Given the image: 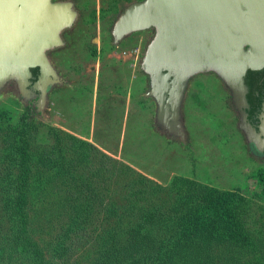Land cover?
Here are the masks:
<instances>
[{
	"label": "rangeland",
	"instance_id": "374dc122",
	"mask_svg": "<svg viewBox=\"0 0 264 264\" xmlns=\"http://www.w3.org/2000/svg\"><path fill=\"white\" fill-rule=\"evenodd\" d=\"M55 1L73 2L78 16L63 35L64 46L49 53L62 84L50 90L44 116L34 114L45 125L37 135H45L50 126L61 136L93 146L86 152L91 163L79 166L85 167V175L91 169L110 170L109 157L164 187L174 177H182L204 186L210 198L223 193L249 201L247 214L253 221L241 235L228 232L238 245L229 253V264L264 263V185L258 176L264 169L248 150L230 93L220 79L206 73L189 81L181 108L186 132L183 145L156 127V105L146 96L148 77L140 64L153 32L135 33L113 44L115 20L129 4L141 0ZM22 108L11 83L0 94V114L7 118L3 126L12 124ZM95 148L101 153L94 152ZM126 181L125 176L108 181L115 189L116 204L123 203L121 189ZM38 211L33 208L30 231L42 244L45 238L39 237L49 231L53 217L39 206ZM78 249L79 263L89 264L84 260L94 257L93 242ZM236 255L239 258L234 262Z\"/></svg>",
	"mask_w": 264,
	"mask_h": 264
},
{
	"label": "trees",
	"instance_id": "16d2710c",
	"mask_svg": "<svg viewBox=\"0 0 264 264\" xmlns=\"http://www.w3.org/2000/svg\"><path fill=\"white\" fill-rule=\"evenodd\" d=\"M31 72L36 78L38 70ZM254 84L248 81L249 87ZM6 119L0 114L4 264H80L78 246L90 242L94 257L83 259L89 264H229V253L238 245L228 232L241 235L253 221L249 201L223 193L210 198L204 186L187 178L174 177L164 187L109 157L110 170L91 169L85 175L79 166L91 163L86 152L93 146L50 126L39 137L37 130L45 125L28 108L3 126ZM119 176L127 181L121 186L123 203L116 204L108 181ZM258 176L264 185V173ZM38 206L53 217L49 231L39 237L45 238L42 244L30 231Z\"/></svg>",
	"mask_w": 264,
	"mask_h": 264
},
{
	"label": "water",
	"instance_id": "95a60500",
	"mask_svg": "<svg viewBox=\"0 0 264 264\" xmlns=\"http://www.w3.org/2000/svg\"><path fill=\"white\" fill-rule=\"evenodd\" d=\"M77 16L71 1L0 0V94L11 83L23 102L37 91V108L44 116L48 92L62 84L49 53L64 46L62 33ZM144 31L153 36L140 70L148 77L146 96L156 105L155 125L161 132L185 144L181 108L188 83L212 73L230 93L238 129L249 143H259L260 135L247 120L245 76L264 69V0L137 1L115 20L113 44Z\"/></svg>",
	"mask_w": 264,
	"mask_h": 264
},
{
	"label": "flooded vegetation",
	"instance_id": "af4514ba",
	"mask_svg": "<svg viewBox=\"0 0 264 264\" xmlns=\"http://www.w3.org/2000/svg\"><path fill=\"white\" fill-rule=\"evenodd\" d=\"M71 29L65 30L62 33V39H63V35L66 32L70 31ZM247 80L251 81L252 83L254 81L257 82V84H254L250 87L248 86L249 90L247 93V102L249 104V108L246 110V113H247V120L249 124L251 125L253 129H255L256 133L260 135V141L259 143L255 142L251 144L247 141L245 135L242 132L241 133L243 134L246 140L247 147H248V150L251 156H253L255 160L261 164L262 169H264V69L256 71L252 75H249L247 77ZM34 81L35 80H33V83ZM39 95L40 94L37 91L32 90V97H30V99H28L26 102H23V101L22 102H23V108H28L31 113L33 114L37 113L39 114V116H41L40 115L41 113L39 112L37 108V102L39 101ZM237 116L239 120V115L237 114Z\"/></svg>",
	"mask_w": 264,
	"mask_h": 264
}]
</instances>
